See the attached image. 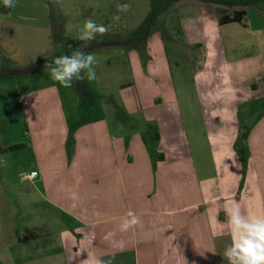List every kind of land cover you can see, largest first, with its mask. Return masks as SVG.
Listing matches in <instances>:
<instances>
[{
	"label": "crops",
	"instance_id": "1",
	"mask_svg": "<svg viewBox=\"0 0 264 264\" xmlns=\"http://www.w3.org/2000/svg\"><path fill=\"white\" fill-rule=\"evenodd\" d=\"M176 8L186 44L205 56L198 76L208 125L224 129V138L234 143L248 118L243 107L253 103L251 113L264 111V2L243 8L242 22L223 25L217 16L224 7L183 0ZM15 12L16 6L8 16L0 12L5 59L32 68L59 51L49 20L39 25L37 13L18 12L14 19ZM163 119L167 127L157 141L168 139L172 156L166 159L158 149L155 154L164 161L157 167V156L141 140L124 152L123 143L109 137L106 122L88 153H55L50 142H42L48 147L41 148L31 169L38 176L21 177L29 182L30 201H15L19 220L0 176V264H91L93 257L111 264H223L229 242L224 208L237 203L250 217L264 216V114L253 123L247 167L236 162L235 169H223V164L212 174L194 169L178 153L182 148L172 147L181 129L168 116ZM170 158L182 163L167 166ZM27 210L31 219L24 220ZM129 214L139 223L122 231ZM29 232L39 236L18 239Z\"/></svg>",
	"mask_w": 264,
	"mask_h": 264
},
{
	"label": "rangeland",
	"instance_id": "2",
	"mask_svg": "<svg viewBox=\"0 0 264 264\" xmlns=\"http://www.w3.org/2000/svg\"><path fill=\"white\" fill-rule=\"evenodd\" d=\"M124 3L129 5L128 10L119 11L117 5ZM177 4L160 14L142 40L144 43L134 48L120 45L119 40L131 38L143 24L151 11L152 0H17L14 19H18V12H32L39 15L35 22L39 25L49 20L55 44L60 47L65 45L60 27L63 25L67 43H80L83 41L77 38L78 28L88 19L107 29L94 40L114 44L92 50L83 48L97 58L93 81L74 80L71 87L65 88L49 79L45 67L25 75L0 78L1 146L21 145L0 154V176L16 219L21 217L15 202L18 197L30 201L25 190L29 182L21 177L31 172L41 148L48 147L41 143L50 142L55 153L69 156L88 153L92 148L90 143L100 137L104 122L109 137L117 144L123 143L124 152L132 147L131 142L141 140L153 157L159 149L167 159L172 156L168 139L158 143L148 126L154 125L161 137L163 128L167 127L163 116H168L170 123L181 129L178 144L172 147L182 148L178 153L188 158L194 169H206L212 174L223 164V169H235L236 162L247 167L251 154L248 139L253 123L264 111L258 108L251 113L250 109L257 105L253 103L243 107V118L246 111L248 118L234 143L224 138V129L209 127L212 123L203 110L205 98L199 92L198 76L205 68V56L186 44ZM47 10L48 17H42ZM11 67L24 65H15L0 53V72ZM26 69L31 68L16 70ZM163 90L168 95L165 98L161 94ZM154 159L155 166L164 161L158 156ZM172 159L166 162L167 166L182 163ZM22 216L24 220L31 219V211H24Z\"/></svg>",
	"mask_w": 264,
	"mask_h": 264
},
{
	"label": "clouds",
	"instance_id": "3",
	"mask_svg": "<svg viewBox=\"0 0 264 264\" xmlns=\"http://www.w3.org/2000/svg\"><path fill=\"white\" fill-rule=\"evenodd\" d=\"M17 0H0V6L12 9ZM119 11H127V3L118 4ZM107 29L94 20L88 19L78 28L77 38L85 43L94 40L97 35ZM97 58L86 53L83 48L71 51L69 54L46 60L45 69L48 77L60 86L69 88L74 80L93 81L96 79L95 64ZM227 224L228 244L221 253L223 264H264V216L250 217L241 211L237 203L224 208ZM139 223V218L129 214L120 225L122 231H127ZM205 255V254H204ZM91 264H111V260L93 257Z\"/></svg>",
	"mask_w": 264,
	"mask_h": 264
},
{
	"label": "trees",
	"instance_id": "4",
	"mask_svg": "<svg viewBox=\"0 0 264 264\" xmlns=\"http://www.w3.org/2000/svg\"><path fill=\"white\" fill-rule=\"evenodd\" d=\"M183 0H152V6H151V11L149 13V16L147 19L143 22V24L133 33V36L130 38L126 39H121L119 40V44L123 46H130L134 48H138L140 45L144 43V41L141 40L142 36L145 34L146 28L148 21L151 17H153L151 26L152 24L156 21V19L162 14L166 9L169 7H172L173 5H176L177 3L181 2ZM206 4H211V5H217L224 7V10H220L217 18H218V23L223 25V24H228V23H235V22H242L245 16L247 15L246 11L243 9L248 6L256 5L258 3L264 2V0H197ZM234 8H241L239 10H234L232 12H228L230 9ZM12 9H7L4 7H0V12L4 16L10 15ZM150 33V32H149ZM60 35L61 39L64 41L65 45L60 47L59 51L55 52L53 55L50 57L44 59L40 63L36 64L35 66H32V68H35V71H38L39 69L43 68L45 65L46 60L53 59L57 56L69 54L71 51L76 50L78 48H87L92 45H94L97 41L92 40L90 42H80V43H67V38L64 37L63 35V25L60 27ZM55 38V37H54ZM55 43V40H54ZM72 45V46H71ZM149 131L151 136L155 141L159 139V133L157 131V128L150 124L148 126ZM21 145H13L9 148H3L1 146V141H0V154L3 153L4 151L7 150H15L19 149ZM39 236V233L37 232H29L28 234L24 235L23 237H18L20 241H29L32 239H35Z\"/></svg>",
	"mask_w": 264,
	"mask_h": 264
},
{
	"label": "water",
	"instance_id": "5",
	"mask_svg": "<svg viewBox=\"0 0 264 264\" xmlns=\"http://www.w3.org/2000/svg\"><path fill=\"white\" fill-rule=\"evenodd\" d=\"M152 19H153V17L150 18V20L148 21L145 34L142 36L141 40H144L148 36V34L150 32V28H151ZM108 44H114V43H97V44H94V45L86 48L85 50H92V49H95V48H98V47L106 46ZM35 70H36L35 68H31V69H26V70H8V71H2V72H0V78L5 77V76H9V75H25V74L32 73Z\"/></svg>",
	"mask_w": 264,
	"mask_h": 264
},
{
	"label": "built area",
	"instance_id": "6",
	"mask_svg": "<svg viewBox=\"0 0 264 264\" xmlns=\"http://www.w3.org/2000/svg\"><path fill=\"white\" fill-rule=\"evenodd\" d=\"M38 176L37 172H31L29 174H25L24 180H33Z\"/></svg>",
	"mask_w": 264,
	"mask_h": 264
}]
</instances>
